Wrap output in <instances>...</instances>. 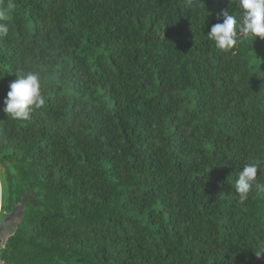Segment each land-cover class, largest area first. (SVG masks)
Wrapping results in <instances>:
<instances>
[{"label":"trees","instance_id":"1","mask_svg":"<svg viewBox=\"0 0 264 264\" xmlns=\"http://www.w3.org/2000/svg\"><path fill=\"white\" fill-rule=\"evenodd\" d=\"M12 7L8 8V3ZM237 0H0L3 264H264V39L208 32ZM37 73L44 104L2 109Z\"/></svg>","mask_w":264,"mask_h":264},{"label":"clouds","instance_id":"2","mask_svg":"<svg viewBox=\"0 0 264 264\" xmlns=\"http://www.w3.org/2000/svg\"><path fill=\"white\" fill-rule=\"evenodd\" d=\"M237 3L242 13L239 20L232 13L224 11L222 13L223 21L214 24L208 32L209 39L215 41L218 49H232L237 44L238 32L245 37L264 39V0H237ZM12 6V3L9 2L8 8ZM4 19V14L0 13V21ZM8 32V25L0 22V36H6ZM3 104L2 111L11 118L29 119L33 108L44 104L40 76L33 72L16 76V79L9 84V91ZM259 167V162H251L245 164L238 173L235 190L242 202L248 198L254 184L259 191H264V185L256 183ZM255 255L257 258L264 256V247L255 251Z\"/></svg>","mask_w":264,"mask_h":264},{"label":"water","instance_id":"3","mask_svg":"<svg viewBox=\"0 0 264 264\" xmlns=\"http://www.w3.org/2000/svg\"><path fill=\"white\" fill-rule=\"evenodd\" d=\"M28 196L29 194H26L19 203L13 205L7 211V205L2 203V184L0 180V248L5 245L7 239L15 233L18 225L22 222Z\"/></svg>","mask_w":264,"mask_h":264},{"label":"flooded vegetation","instance_id":"4","mask_svg":"<svg viewBox=\"0 0 264 264\" xmlns=\"http://www.w3.org/2000/svg\"><path fill=\"white\" fill-rule=\"evenodd\" d=\"M10 210V209H9ZM8 208H7V211H9Z\"/></svg>","mask_w":264,"mask_h":264}]
</instances>
